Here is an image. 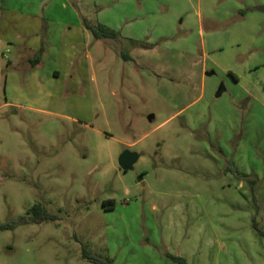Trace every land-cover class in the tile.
I'll use <instances>...</instances> for the list:
<instances>
[{
	"label": "rangeland",
	"instance_id": "1",
	"mask_svg": "<svg viewBox=\"0 0 264 264\" xmlns=\"http://www.w3.org/2000/svg\"><path fill=\"white\" fill-rule=\"evenodd\" d=\"M4 3L118 36L0 73V264H264V0Z\"/></svg>",
	"mask_w": 264,
	"mask_h": 264
},
{
	"label": "crops",
	"instance_id": "2",
	"mask_svg": "<svg viewBox=\"0 0 264 264\" xmlns=\"http://www.w3.org/2000/svg\"><path fill=\"white\" fill-rule=\"evenodd\" d=\"M3 6L5 7H3L0 17V28H8L11 31L0 34V42H6L15 52V55L9 57L7 64L3 66L4 68L0 67V73L5 70L7 85L19 82V77L14 71L23 65L28 69L23 83L35 82V84H39V66H46L45 61L52 56H55L56 59L65 58V60L77 57L85 49V45L84 48L79 47L78 44H81L79 40L85 42L91 37V33L83 26L81 18L69 21L61 18L56 19L53 16L46 17V14H40L38 9H35L31 14L19 12L20 9L16 6L8 8L5 3ZM59 8L65 10L67 6L63 4ZM22 10L24 9L22 8ZM13 12L15 13L13 14ZM8 13L13 15L10 21ZM67 38H74V40L71 42L69 39V45H67ZM42 41L44 43L43 59L39 64L32 67L29 61L40 49ZM27 52L31 54V57L27 55Z\"/></svg>",
	"mask_w": 264,
	"mask_h": 264
},
{
	"label": "trees",
	"instance_id": "3",
	"mask_svg": "<svg viewBox=\"0 0 264 264\" xmlns=\"http://www.w3.org/2000/svg\"><path fill=\"white\" fill-rule=\"evenodd\" d=\"M81 21L83 26L91 33L94 39H115L117 38L118 34L110 30L109 27H105L103 25L94 26L89 21L81 17ZM44 54V43L42 41L40 49L37 51L35 56L29 61L32 67L39 64L41 62L42 56ZM103 205H108V209H113L114 203L113 201H105ZM55 216L52 214L47 213L43 206L40 203L33 205L30 209L29 213L22 217L19 221L21 224H30V223H42L47 220H55ZM15 226V223L7 224V225H0V230L11 229ZM83 257L91 261L93 264H112L113 260L109 257H102L100 255L92 254L87 249H83L82 251ZM175 261L182 262L180 258H173Z\"/></svg>",
	"mask_w": 264,
	"mask_h": 264
},
{
	"label": "water",
	"instance_id": "4",
	"mask_svg": "<svg viewBox=\"0 0 264 264\" xmlns=\"http://www.w3.org/2000/svg\"><path fill=\"white\" fill-rule=\"evenodd\" d=\"M256 9L264 13V6H259ZM149 119H152V116H150ZM138 158L139 156L135 152H130L127 150L122 152V154L119 156L118 159V164L120 169L124 172L129 170L131 171L133 169L134 164L137 162Z\"/></svg>",
	"mask_w": 264,
	"mask_h": 264
}]
</instances>
